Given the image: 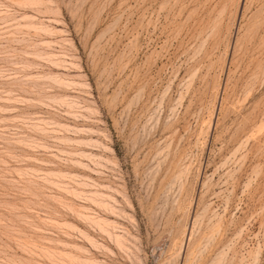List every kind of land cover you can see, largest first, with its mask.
Wrapping results in <instances>:
<instances>
[{
  "label": "rangeland",
  "instance_id": "374dc122",
  "mask_svg": "<svg viewBox=\"0 0 264 264\" xmlns=\"http://www.w3.org/2000/svg\"><path fill=\"white\" fill-rule=\"evenodd\" d=\"M70 256L264 264V0H0V264Z\"/></svg>",
  "mask_w": 264,
  "mask_h": 264
},
{
  "label": "bare ground",
  "instance_id": "6f19581e",
  "mask_svg": "<svg viewBox=\"0 0 264 264\" xmlns=\"http://www.w3.org/2000/svg\"><path fill=\"white\" fill-rule=\"evenodd\" d=\"M102 194V193H101ZM102 203V202H101ZM104 203V202H103ZM106 207H107V205H106ZM82 217V216H81ZM88 217V216H87ZM99 218V217H98ZM85 219V218H84ZM105 219V220H104ZM100 218V219H91V220H93L96 224H98V225H101L100 227H102V226H104L105 224H107V225H109V224H112V223H109L108 224V222H107V219L106 218ZM89 222V221H88ZM94 224V223H93ZM104 224V225H103ZM103 228V227H102ZM101 228V229H102ZM107 228V227H106ZM103 231L105 230V229H102ZM107 230V229H106ZM109 232V231H108ZM114 236V235H113ZM91 239V238H90ZM190 240V239H189ZM117 241L118 242H121V240H119V238H117ZM191 243V246H192V244H194V243H192V242H190ZM123 244V243H122ZM182 245V244H181ZM198 245V244H197ZM187 246H188V242H187ZM190 246V247H191ZM194 246V245H193ZM192 246V247H193ZM189 247V246H188ZM189 247V248H190ZM198 247V246H197ZM182 249V248H181ZM190 249H193V248H190ZM184 250V249H183ZM188 250V249H187ZM197 250H198V248H197ZM206 250V249H205ZM180 251V250H179ZM193 251V250H192ZM196 251V250H195ZM194 251V252H195ZM202 252V251H201ZM180 253V252H179ZM188 253V252H187ZM190 253H191V251H190ZM197 253V252H196ZM204 253V252H203ZM222 254H223V252H221ZM192 254L194 255V253L192 252ZM201 254V253H200ZM189 255H191V254H189ZM219 255V254H218ZM226 255V254H225ZM68 256V255H67ZM181 257V256H180ZM70 258H71V261L73 262V264L75 263V264H96V261H89V260H81V259H79V258H77V257H74V256H70ZM221 258V257H220ZM215 259H218V258H215ZM214 259V260H215ZM222 260H217V261H223V259L224 258H221ZM225 260V259H224ZM217 261H215L216 263H217ZM191 263V262H190ZM213 264V263H212ZM221 264H223V262L221 263Z\"/></svg>",
  "mask_w": 264,
  "mask_h": 264
}]
</instances>
